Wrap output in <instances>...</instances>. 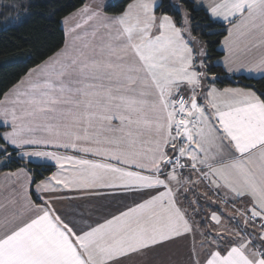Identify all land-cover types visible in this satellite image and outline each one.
I'll return each mask as SVG.
<instances>
[{
  "label": "snow or ice",
  "instance_id": "6c2138e0",
  "mask_svg": "<svg viewBox=\"0 0 264 264\" xmlns=\"http://www.w3.org/2000/svg\"><path fill=\"white\" fill-rule=\"evenodd\" d=\"M187 2L171 5L176 19L162 0H129L118 14L91 0L63 47L2 93L0 163L15 154L56 171L7 174L0 264H124L189 238L188 264H264V92L208 83ZM191 2L227 25V71L264 75V0ZM201 185L211 202L197 221L188 207L201 215L199 198L185 201ZM69 192L119 206L92 219L59 206L80 198ZM230 202L239 219L225 215Z\"/></svg>",
  "mask_w": 264,
  "mask_h": 264
},
{
  "label": "trees",
  "instance_id": "16d2710c",
  "mask_svg": "<svg viewBox=\"0 0 264 264\" xmlns=\"http://www.w3.org/2000/svg\"><path fill=\"white\" fill-rule=\"evenodd\" d=\"M129 0H119L110 5L109 14H118L126 7ZM85 0H27L26 8L28 17L17 25L0 28V97L23 76L29 68L40 63L54 51L63 47L65 33L62 20L81 8ZM181 3V0H162L163 8L174 18L179 15L174 12L171 5ZM191 12L196 35L206 46L207 56L205 62L208 65V83L223 89L226 87H251L257 93L264 92V77L250 78L246 76L229 75L224 67L218 63L223 56L221 43L227 25L213 21L203 8L193 10L191 0L183 5ZM213 77L215 79L213 80ZM9 151L12 149L9 147ZM26 167L37 180L49 176L56 170L52 164L34 163L23 160L17 155L0 169L16 170ZM34 184L32 191H34ZM201 204V203H200ZM199 204V205H200ZM207 204L203 205V211L207 212ZM195 207V205H193ZM192 208V207H191ZM189 214L193 215L192 209Z\"/></svg>",
  "mask_w": 264,
  "mask_h": 264
},
{
  "label": "rangeland",
  "instance_id": "374dc122",
  "mask_svg": "<svg viewBox=\"0 0 264 264\" xmlns=\"http://www.w3.org/2000/svg\"><path fill=\"white\" fill-rule=\"evenodd\" d=\"M111 1H114L113 3H115L118 0H111ZM26 2L27 0H0V28L2 25L4 27L10 26V25H17L21 21H23L25 18H27L28 12L26 8ZM37 159H40V160H37ZM34 160L41 161L44 159L34 158ZM206 191H208L207 188L204 185H201L200 187L194 190V193L189 192L186 194L188 196V201H185V207H188L189 201L199 198V204L201 203L199 206L202 209V213L201 215H196L195 213H193L192 215V216H195V219L197 221L201 220V216L204 213L202 204L203 205L207 204L206 206H208V203L211 202L210 200H206L203 195ZM74 195L80 196V198L78 199V203H77L78 205L76 204L77 207L80 205L83 206V210L82 211L78 210L77 212H82L86 214V217L88 216L89 212H91L92 214H95V209H90L89 207L98 206V210H100L103 202H106L110 199V197H94V196L85 197L79 193L75 194V192H74ZM208 196L211 197V200H216L217 202H219L221 198L223 197V193L215 194L209 191ZM123 202L126 203V200L124 199ZM90 203H91V206H90ZM219 207L225 208V205L219 204ZM190 209L192 208L188 207V211ZM101 211L105 212V210H101ZM207 211H208V207H207ZM225 212H227L226 215L230 213L235 215L234 210H232L231 202L227 205ZM91 218L93 219L94 217H91ZM233 223H235V221ZM229 224H227V227L236 226V224L235 225L234 224L229 225ZM201 227H203V225H201ZM188 240H186L185 242L176 241L174 243H169L164 248H158V249L151 251L150 253L160 256L158 261H157L158 258H150L151 256H148L150 253H147L146 255L132 256L131 258L126 259L124 261V264H188V259H189V251L187 249Z\"/></svg>",
  "mask_w": 264,
  "mask_h": 264
},
{
  "label": "crops",
  "instance_id": "0c3cea01",
  "mask_svg": "<svg viewBox=\"0 0 264 264\" xmlns=\"http://www.w3.org/2000/svg\"><path fill=\"white\" fill-rule=\"evenodd\" d=\"M119 1V0H118ZM91 2V0H85V3H89ZM107 3H109V5H112L114 4L113 2L114 1H111V0H106ZM210 2V0H203V3L205 6H207V4ZM84 3V4H85ZM112 3V4H110ZM116 3V2H115ZM83 7V6H82ZM81 7V8H82ZM80 9V8H79ZM204 9V8H203ZM76 11H74L73 13H76ZM69 14L68 16L66 17H69L67 23H65V18L62 20V27L64 29V33H65V37H66V32H68V30L74 26V24L77 22V20L79 18H77V20H73L71 19L72 17V14ZM216 22H219V21H216ZM222 23V22H220ZM227 35V34H226ZM224 40V39H223ZM223 40H222V43H221V49L223 51V56L220 60H218V63L221 64L224 69L226 70V72L229 74V75H232V76H246V77H250V78H261V77H264V75L260 74V73H257V72H249L247 69H242L240 71H234L232 73H229L227 71V69L225 68L224 64H223V59H224V56L226 55V50L224 49L223 47ZM261 54V50L258 49V48H254L251 52H249L246 56L242 57L243 59L245 60H253L255 59L256 57H258L259 55ZM232 88H235V87H232ZM243 88V87H241ZM219 89V88H218ZM11 148V147H10ZM18 157V156H17ZM20 158V157H19ZM0 159H2V157H0ZM42 159V158H41ZM23 160H26V161H29V158L25 157ZM37 160H40V159H37ZM37 160H34V158H31V162H34V163H41V164H52L51 161H44V160H41V161H37ZM7 164V163H6ZM6 164H3V163H0V169L5 167ZM17 170V169H16ZM16 170H5V171H1L0 172V202H3L5 197H7L9 195V192L11 191L12 187H13V181L16 179L15 177H11V176H8L7 174L8 173H11V172H15ZM56 171V170H55ZM30 173V172H29ZM31 174V173H30ZM35 190V186L33 188ZM31 190H32V186H31ZM104 191H107V190H104ZM68 195L70 196H77V195H74V192H69L67 193ZM76 194V193H75ZM82 199V198H81ZM126 200V203H131V200L128 199V198H125ZM78 203V199H75V200H72V201H64L61 205L59 206H62L66 211H71V209H76V211H82L83 210V206H78L77 207V204ZM93 203V202H92ZM77 204V205H76ZM209 204V203H208ZM90 206H91V203H90ZM119 204H118V200L117 199H114L112 197H110V199L106 202H103L102 204V207L100 208V210H98V206H94V207H89L90 209H95V214L92 215V217H94L93 219H95V217H98L100 215H104V214H107L108 212H112V211H115V208L118 207ZM242 205L241 203L237 202L235 207L236 208H240ZM101 210H105V212L101 211ZM227 212H225V215H226ZM232 214V213H230ZM86 216V214H84ZM229 215V214H228ZM236 215V213H235ZM192 216V215H191ZM227 216V215H226ZM237 218L239 219L238 215H237ZM234 221H231V222H228L227 219H225V225L227 226V224H232ZM229 224V225H230ZM234 225L236 224L233 223ZM232 224V225H233ZM191 239V238H190ZM188 240V245H187V249H189L191 247V240ZM178 241H186V240H178ZM150 253V252H149ZM153 253H150L148 256H151L150 258H158L157 261L159 260L160 256L159 255H155Z\"/></svg>",
  "mask_w": 264,
  "mask_h": 264
}]
</instances>
